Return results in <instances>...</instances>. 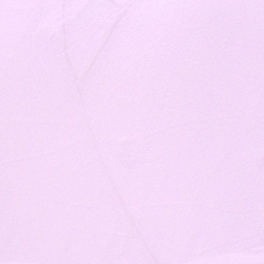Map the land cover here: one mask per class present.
I'll return each mask as SVG.
<instances>
[{
  "label": "water",
  "instance_id": "obj_1",
  "mask_svg": "<svg viewBox=\"0 0 264 264\" xmlns=\"http://www.w3.org/2000/svg\"><path fill=\"white\" fill-rule=\"evenodd\" d=\"M0 264H264V0H0Z\"/></svg>",
  "mask_w": 264,
  "mask_h": 264
}]
</instances>
